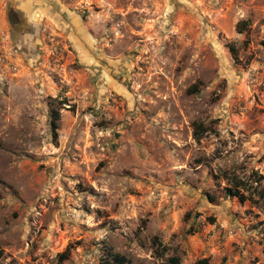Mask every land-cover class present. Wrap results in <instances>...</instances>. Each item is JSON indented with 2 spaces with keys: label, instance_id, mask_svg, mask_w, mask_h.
Segmentation results:
<instances>
[{
  "label": "rangeland",
  "instance_id": "obj_1",
  "mask_svg": "<svg viewBox=\"0 0 264 264\" xmlns=\"http://www.w3.org/2000/svg\"><path fill=\"white\" fill-rule=\"evenodd\" d=\"M65 251L264 264V0H0V264Z\"/></svg>",
  "mask_w": 264,
  "mask_h": 264
},
{
  "label": "trees",
  "instance_id": "obj_2",
  "mask_svg": "<svg viewBox=\"0 0 264 264\" xmlns=\"http://www.w3.org/2000/svg\"><path fill=\"white\" fill-rule=\"evenodd\" d=\"M61 119V112L59 110H52L51 111V127L52 132L55 138H58V131H59V122ZM204 128H200V126L196 125L194 136L197 140H201ZM228 193L230 196L239 197L244 200V197L240 194L238 190H233L232 188H228ZM69 259V251H65L64 253L60 254L59 256V263L64 264ZM171 264H182L181 258L179 257H172L170 259ZM127 260L124 256L118 254H108L107 258L102 261V264H127ZM198 264H211L208 259H203L198 262Z\"/></svg>",
  "mask_w": 264,
  "mask_h": 264
}]
</instances>
